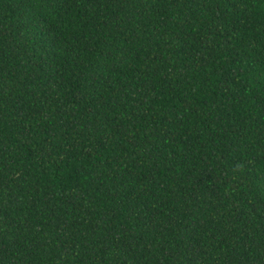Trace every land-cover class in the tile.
I'll use <instances>...</instances> for the list:
<instances>
[{
    "label": "trees",
    "instance_id": "1",
    "mask_svg": "<svg viewBox=\"0 0 264 264\" xmlns=\"http://www.w3.org/2000/svg\"><path fill=\"white\" fill-rule=\"evenodd\" d=\"M0 264H264V0H0Z\"/></svg>",
    "mask_w": 264,
    "mask_h": 264
}]
</instances>
